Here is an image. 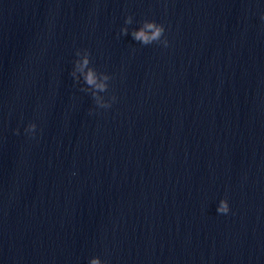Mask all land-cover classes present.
<instances>
[{"label":"clouds","instance_id":"9594fccd","mask_svg":"<svg viewBox=\"0 0 264 264\" xmlns=\"http://www.w3.org/2000/svg\"><path fill=\"white\" fill-rule=\"evenodd\" d=\"M132 23V16H128L125 19V24ZM121 34L127 35L128 29L121 28ZM132 37L134 40L140 42L142 45H150L153 43L162 44L165 48L169 46V41L165 36V27L161 23H157L155 20L145 19L141 23V27L132 32ZM163 38V39H162ZM76 59L74 61V67L70 75L73 80L80 84L81 81L83 86L81 91L85 93H90L96 106L102 109L111 108L112 104L116 101V97L113 95L110 97L109 102H102L98 93L107 92L109 89V84L107 81L111 80L112 77L109 75H103V82L99 81L97 71L94 67L91 66V53L88 49L84 50L83 55L79 50L75 53ZM79 73V75H77ZM37 129L36 123H29L25 128V133L34 136ZM16 134H19V129L16 130ZM76 173H73L75 175ZM230 212V207L227 199H221L217 207L218 214H228ZM89 264H109L107 260H101L100 257L94 256L90 258Z\"/></svg>","mask_w":264,"mask_h":264},{"label":"water","instance_id":"95a60500","mask_svg":"<svg viewBox=\"0 0 264 264\" xmlns=\"http://www.w3.org/2000/svg\"><path fill=\"white\" fill-rule=\"evenodd\" d=\"M18 0H0V50L4 43Z\"/></svg>","mask_w":264,"mask_h":264}]
</instances>
